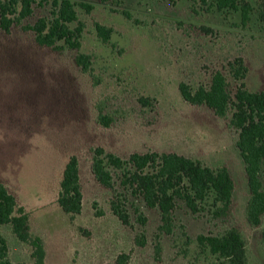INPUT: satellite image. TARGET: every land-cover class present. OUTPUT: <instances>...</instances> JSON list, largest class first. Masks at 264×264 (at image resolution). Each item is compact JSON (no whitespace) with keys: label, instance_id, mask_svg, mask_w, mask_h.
<instances>
[{"label":"rangeland","instance_id":"obj_1","mask_svg":"<svg viewBox=\"0 0 264 264\" xmlns=\"http://www.w3.org/2000/svg\"><path fill=\"white\" fill-rule=\"evenodd\" d=\"M77 1L93 6L89 14L77 7L85 26L78 50L56 53L37 46L31 31L0 30V183L29 213L30 233L43 242L44 264H118L122 255L125 264H221L200 254L195 239L231 226L246 240L248 264H264V215L257 228L246 222L250 195L237 131L228 126L231 115L219 118L204 105L186 103L179 93L180 83L191 90L208 88L212 74L220 71L234 94L240 82L228 64L239 57L248 69L242 80L246 89L264 92L260 0H250L253 11L245 25L239 13L218 11L210 1ZM48 10L47 4L34 6L21 26H32ZM96 23L112 29L107 43L97 36ZM79 53L91 57L90 74L75 65ZM140 98L148 104L142 106ZM99 109L113 119L109 128L97 123ZM97 147L122 159L132 153H175L211 169L226 167L234 183L230 218L192 214L177 201L173 232L161 234L158 210L125 193L116 172L113 188L130 217L123 225L110 210L115 193L92 175L91 150ZM73 155L83 192L76 216L57 205L62 172ZM260 179L264 185V164ZM0 233L13 264H33L31 247L20 243L10 226Z\"/></svg>","mask_w":264,"mask_h":264},{"label":"trees","instance_id":"obj_2","mask_svg":"<svg viewBox=\"0 0 264 264\" xmlns=\"http://www.w3.org/2000/svg\"><path fill=\"white\" fill-rule=\"evenodd\" d=\"M102 3L112 0H100ZM203 4L214 6L218 11L239 13L245 25L253 11L250 0H200ZM44 4L49 6L48 15L35 21L32 26H21L33 13V7ZM258 16L264 22V0L258 4ZM77 7L89 14L93 6L77 0H0V30L9 34L14 27L31 31L34 41L41 48L61 53L64 50H78L84 24L78 18ZM97 36L103 43L110 39L112 29L96 23ZM61 43V44H60ZM74 62L84 74L91 72V57L79 53ZM231 77L240 82L234 94L228 90L226 77L216 71L212 74L208 88L200 86L191 90L187 85L179 84L182 99L193 106L204 105L215 116L226 118L231 115L228 126L237 131L236 149L244 166L249 190V200L245 207V219L252 228L261 224L264 215V185L260 172L264 164V92H250L242 80L248 72L242 58H236L228 64ZM142 106L147 99L140 98ZM97 123L109 128L113 119L99 109ZM91 172L96 182L115 193L110 202L112 214L123 224H130L122 195L117 196L114 186V173L125 193L139 195L148 208L157 209L160 216L158 231L170 235L173 232V212L176 202L181 201L192 214L206 212L214 220H225L231 216L234 183L226 167L211 169L175 153H132L128 158L106 152L97 147L91 150ZM82 187L79 162L71 156L62 172L59 184L57 205L70 216H76L82 210ZM126 197L124 196V199ZM140 224L146 219L138 216ZM10 226L16 239L31 247L33 264L45 263V250L39 237L32 236L29 226V213L20 206L6 186L0 183V228ZM200 254H206L221 264H248L246 240L241 231L231 226L218 235H198L195 239ZM143 245V242L140 243ZM260 245L264 248V228L260 232ZM127 256L117 259L125 264ZM0 264H13L9 259L6 239L0 233Z\"/></svg>","mask_w":264,"mask_h":264},{"label":"crops","instance_id":"obj_3","mask_svg":"<svg viewBox=\"0 0 264 264\" xmlns=\"http://www.w3.org/2000/svg\"><path fill=\"white\" fill-rule=\"evenodd\" d=\"M82 197H83V192H82ZM82 202H83V198H82ZM4 226H2L1 228H0V232H1V230H2V228H3ZM4 237V236H3ZM6 239V238H5ZM7 241V240H6ZM8 243V242H7ZM9 249V248H8Z\"/></svg>","mask_w":264,"mask_h":264}]
</instances>
